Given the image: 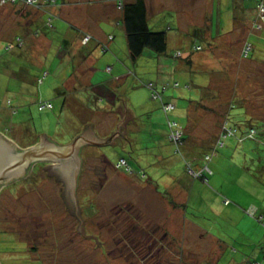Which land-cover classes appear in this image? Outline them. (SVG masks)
<instances>
[{"label": "rangeland", "instance_id": "obj_1", "mask_svg": "<svg viewBox=\"0 0 264 264\" xmlns=\"http://www.w3.org/2000/svg\"><path fill=\"white\" fill-rule=\"evenodd\" d=\"M123 1L0 0L2 135L22 149L43 134L64 146L90 125L97 138L114 134L117 109L131 115L114 144L79 154L81 228L100 243L77 230L43 161L0 188V264H264V29L251 28L260 37L240 61L210 56L199 42L205 68L187 73L171 54L192 51L177 13L192 16L191 4L153 0L148 28L168 37L158 65L148 50L129 57ZM15 37L22 47L8 46ZM172 122L183 128L179 147L168 139ZM222 123L235 136H221Z\"/></svg>", "mask_w": 264, "mask_h": 264}, {"label": "crops", "instance_id": "obj_2", "mask_svg": "<svg viewBox=\"0 0 264 264\" xmlns=\"http://www.w3.org/2000/svg\"><path fill=\"white\" fill-rule=\"evenodd\" d=\"M129 1H133V0H129ZM125 2H128V1H125ZM185 2H186V6L191 4L190 7L192 8L191 9L192 13L200 14V15H194V14H192V16L188 15L187 9H185L184 12L179 11L177 10V8L179 7L174 4H170L174 8L171 6H166V8L175 9V11L177 10L178 15L180 16L178 17V20L180 22L179 31H183V33H187V34L192 33L194 35L193 39L195 40V43L192 45L193 48L195 49V47L197 46L201 47V50L199 51L200 55L195 60L192 58V56H189L190 54L197 53V52H194L195 50L193 48L189 55L183 57L181 54L179 58L180 63L178 64L177 67L179 69H183V71H186L187 73L205 68L203 66L205 65V61L207 60L208 55L206 54V52L203 53L204 45L199 42H203V41L206 42L205 48H207V50L213 53V54H210V56H217V55L230 56L233 53L237 55L240 61L241 59L240 57L242 56V49L244 45L249 44L246 42L247 41L249 42L252 37H255V38L257 36L260 37V34L256 35L254 31L251 30V28L257 27L260 30L264 29V26H262L264 23L259 22L257 18V11L255 10L252 2L250 1H247V0H185ZM145 4H146V13H147V25H148V15L151 13L152 6L159 5L160 3H155L153 2V0H145ZM49 7L51 11L52 8L51 6ZM62 16L63 17L61 19L66 20L65 16L64 15ZM213 17H215L214 20H213ZM70 24L75 29V26H73L72 23ZM211 24H214L215 26L214 33L212 31ZM170 28L171 26L168 25V29ZM98 30H99V27H96L93 30L92 40H94L95 42L98 43L99 46H101L103 44L102 43L103 41L101 40L99 41L97 37ZM251 32H252V36H250ZM78 33L81 36L82 33L81 32H78ZM213 34L215 35L213 36ZM166 38H167V43H168L167 34H166ZM111 42H113V39ZM111 42H107V43L105 42L108 49H109V46L110 48L112 46ZM30 44L31 43H29V45ZM230 49H233V50L229 51ZM176 52H180V51L176 49L174 53ZM174 53L171 55H174ZM157 57H158L157 59L159 63L158 65L165 62L164 60L162 61L163 57H161V55L159 56L157 55ZM197 67H199L200 69H197ZM189 78H190V82L192 83L193 80L191 81V77ZM214 83H217V81H214ZM202 84H203L202 82H199V86H201ZM195 98L197 97L195 96ZM188 111L191 113L190 118H192L193 114L191 110H188Z\"/></svg>", "mask_w": 264, "mask_h": 264}, {"label": "water", "instance_id": "obj_3", "mask_svg": "<svg viewBox=\"0 0 264 264\" xmlns=\"http://www.w3.org/2000/svg\"><path fill=\"white\" fill-rule=\"evenodd\" d=\"M116 112H119L122 120L117 123V130L114 134L111 136L100 139L97 138L94 134V132L91 130L92 125L87 126L80 135H77L73 141L72 144L68 145H58L54 143L48 136L45 134L39 135L40 136V142L38 144H34L28 148L22 149L19 148L14 142H12L10 139L5 137L0 133V188L5 185L6 183H9L13 180H17L21 177H24L27 175V171L29 172L32 164L37 161L48 159L46 162H53L52 167H44V170H47L48 176H52L54 172L61 169L60 166L64 167L61 174H65L68 177V179L72 177V183H69V186L71 187L74 185V182H76V188L78 186L77 180L82 172V158L76 156L78 153L79 148L85 144H95L98 143V145H104L105 142L114 144V141L112 140L114 135H116L119 131L120 125L124 127L125 130V123L127 120L131 118L130 113L126 114L125 108H124V114L120 112L119 109H117ZM124 132V131H123ZM80 136V137H79ZM103 140V141H102ZM101 143V144H100ZM106 143V144H107ZM79 154V153H78ZM79 158H81V163L79 162ZM74 159V160H73ZM66 167V169H65ZM76 178V180H75ZM73 187L70 188L72 190ZM74 190L70 193V203L74 202V197L76 198V195H73ZM76 194V189H75ZM78 206V204H77ZM79 207V206H78ZM70 214L73 215V211L70 212ZM80 216V210L78 208V213ZM78 215H76V218L78 219ZM80 222L77 226V230L84 236V237H93L96 241V238L92 235L85 236L83 234V228H81L82 220L81 218L78 219ZM98 243L100 242H97Z\"/></svg>", "mask_w": 264, "mask_h": 264}, {"label": "trees", "instance_id": "obj_4", "mask_svg": "<svg viewBox=\"0 0 264 264\" xmlns=\"http://www.w3.org/2000/svg\"><path fill=\"white\" fill-rule=\"evenodd\" d=\"M120 6H121L120 9H121L122 27L125 33L127 50H128V54L131 60L135 61L137 58H139L143 54L145 50H148L154 53V55L156 56L165 54L166 49H167L166 34L161 31H151L148 28L145 0H133L129 2H124ZM47 27L49 26L47 25ZM7 44L10 48L15 47L16 45L21 46V47L23 46V42L21 38L19 37H15L11 43H7ZM175 54H174V57L179 59L180 57H176ZM164 106L166 105H163V109H164ZM39 109L42 110L45 108H41L39 105ZM217 124H219L220 126V122H218ZM180 128L182 129V132H183V128L181 126ZM227 129H231V128L227 127L225 123L224 124L222 123L221 130H220L221 136H224V137L225 136H235V130H233L234 131L233 135H229L227 134L228 132ZM254 135H255V130L253 128H250L249 132L247 133V135L244 136V138H253ZM182 138H183V135L181 137V143L176 147H179L180 145H182L183 143ZM244 138H239V141ZM117 168H122V166L117 167Z\"/></svg>", "mask_w": 264, "mask_h": 264}, {"label": "flooded vegetation", "instance_id": "obj_5", "mask_svg": "<svg viewBox=\"0 0 264 264\" xmlns=\"http://www.w3.org/2000/svg\"><path fill=\"white\" fill-rule=\"evenodd\" d=\"M80 137V136H79ZM73 141H74V138H73V140H71V142H70V144H72L73 143ZM103 141V140H102ZM105 144L107 143V142H105V141H103ZM97 145H95V147L94 148H98V144H99V141H98V143H96ZM101 144V143H100ZM81 150H82V148L80 147L79 148V150H78V153L79 154H81ZM76 154V156H78V157H80L79 156V154ZM46 161L48 160V159H45ZM45 160H41V161H37V162H34L33 164H32V169H33V167L34 166H36V165H38L39 166V164H41L43 161H45ZM74 160V159H73ZM81 161V158H79V162ZM48 162H46L45 164H46V167H52V165L53 164H47ZM81 163V162H80ZM45 167V166H44ZM43 166H41V168H44ZM61 167V169H59V170H57L56 172H54V173H52L53 175H52V177H49L50 178V180H52V181H54L55 183H58V185H60V187H59V190H58V192H59V194H60V196H61V198H62V200H63V203L65 204L64 205V207H65V209H67L68 211H70V212H72L73 211V217H76V215H78L77 213H78V206H77V203H78V196H77V198H75L74 197V202H71L70 203V193H71V191L72 190H74L73 191V195H76L75 194V189H76V182H74V185H72L71 187H73L72 188V190H70V186H69V183H72V177H73V175L71 174V177L68 179V177L69 176H67V175H65V174H61V172L63 171V169H64V167H62V166H60ZM39 169V168H38ZM37 168H36V172H37V170H38ZM65 169H66V167H65ZM27 173H28V171H27ZM26 176V175H25ZM24 176V177H25ZM24 177H21L19 180H20V182H21V180L24 178ZM29 177V176H28ZM48 177V176H47ZM18 179L17 180H13V181H11V182H9V183H6L5 185H3L2 187H1V190L7 185V184H11V183H17V181H19ZM75 180H76V178H75ZM48 181V180H47ZM78 194V193H77ZM79 205V204H78ZM80 218V216L78 215V219Z\"/></svg>", "mask_w": 264, "mask_h": 264}, {"label": "built area", "instance_id": "obj_6", "mask_svg": "<svg viewBox=\"0 0 264 264\" xmlns=\"http://www.w3.org/2000/svg\"><path fill=\"white\" fill-rule=\"evenodd\" d=\"M35 1V0H34ZM257 18L259 20V22H263L264 23V4L263 3H259L258 7H257ZM195 49H200V46L195 47ZM251 51V46L249 44H245L243 49H242V56H247L249 54V52ZM180 53L177 52L175 54L176 57H180ZM148 87L150 89H152V85L149 84ZM158 96V93L155 92L153 93V98H156ZM41 108H51V105L46 103V104H41L40 105ZM173 108V106L171 105H166L164 106V111L167 110H171ZM170 128H171V133L168 136L169 141H171L175 146H178L181 143V137L183 135L182 129L180 128V126H178L176 123L172 122L169 124ZM227 134L229 135H233L234 131L231 129H227ZM119 165H117L118 167H120V164H124V161L121 160L119 163Z\"/></svg>", "mask_w": 264, "mask_h": 264}, {"label": "clouds", "instance_id": "obj_7", "mask_svg": "<svg viewBox=\"0 0 264 264\" xmlns=\"http://www.w3.org/2000/svg\"><path fill=\"white\" fill-rule=\"evenodd\" d=\"M118 163V162H117Z\"/></svg>", "mask_w": 264, "mask_h": 264}]
</instances>
